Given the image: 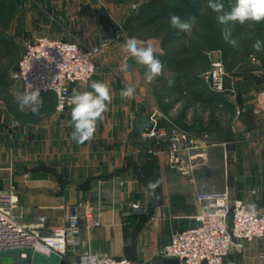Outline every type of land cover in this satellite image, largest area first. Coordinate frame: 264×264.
I'll return each mask as SVG.
<instances>
[{"label":"crops","instance_id":"0c3cea01","mask_svg":"<svg viewBox=\"0 0 264 264\" xmlns=\"http://www.w3.org/2000/svg\"><path fill=\"white\" fill-rule=\"evenodd\" d=\"M37 1L32 19L39 30L53 36L55 8H44L53 3ZM128 39L122 29L120 45L107 54L90 82L72 86L83 92L92 90V81L104 82L113 97L93 138L82 144L72 139V106L58 111L54 92L41 95L54 109L34 122L18 119L6 103V92L0 89V189L18 192L19 220L29 224L45 216L49 232L65 225L69 208L81 203L92 208L98 221L90 225L83 216L79 243L69 247L67 257L46 256L47 261L39 258L41 264H74L85 251L123 256L140 264H183L178 258L164 256L161 249L170 243L175 230L196 225L193 215L198 210V192L227 188L233 197L264 210V108L258 102L261 92L256 93L264 81L245 90L243 84L254 76L247 74L237 80L240 91L221 94L224 104H216L214 110L196 103L179 113L176 109L182 100L165 113L187 125L184 131L191 137L193 149L186 158L201 166L194 173L182 174L168 167V139L155 136L143 147L145 129L162 109L154 80L146 82L145 66L122 50ZM18 62L11 71L9 90L15 98L24 93L21 80L20 92L14 89ZM128 85L135 87L133 99L120 96ZM157 120L158 128L165 129L166 116ZM217 162L226 166L219 187L208 168ZM149 182H158L154 194L147 187ZM134 208L144 212L134 213ZM227 264H264V242H247L242 251L230 254Z\"/></svg>","mask_w":264,"mask_h":264},{"label":"built area","instance_id":"2783aa9c","mask_svg":"<svg viewBox=\"0 0 264 264\" xmlns=\"http://www.w3.org/2000/svg\"><path fill=\"white\" fill-rule=\"evenodd\" d=\"M136 7V6H134ZM121 33V32H120ZM107 45L106 47L104 45ZM109 46L105 40L98 49H87L78 42L37 36L26 43L15 74L23 84V91L39 89L40 95L54 92L56 109L63 112L72 96L76 83L87 85L97 70L96 60ZM225 70L222 62H215L205 73L212 91L224 93ZM264 108V91L258 95ZM145 131L156 135L159 121L154 119ZM189 134L179 127L171 130L168 144V166L182 174H190L192 165L186 158L193 148ZM191 144V145H190ZM198 205L193 215L196 225L175 230L171 241L161 249L164 256L178 258L183 264H227L233 251H242L246 243L255 239L264 242V210L252 215L247 202L235 198L229 189L198 192ZM20 196L14 188L0 189V252L28 248L44 256L67 257L71 245L79 243L81 219L85 216L90 225L98 224L92 208L74 204L69 208L66 224L46 231V217L39 216L29 224L19 220L17 212ZM137 207V205H135ZM26 254H23L25 256ZM74 264H140L127 257L101 256L92 251L82 252Z\"/></svg>","mask_w":264,"mask_h":264},{"label":"trees","instance_id":"16d2710c","mask_svg":"<svg viewBox=\"0 0 264 264\" xmlns=\"http://www.w3.org/2000/svg\"><path fill=\"white\" fill-rule=\"evenodd\" d=\"M141 1L125 16L121 26L129 38L143 41L149 38L162 40L164 52L154 54L164 62V69L163 74L158 77L154 93L164 113H168L182 100L188 101L187 106L199 103L213 110L216 104H224L225 100L220 96L224 93L211 91L201 76L211 63L207 56L208 51H221L228 69L255 54L264 58V51L256 52L252 47L256 40L264 41V21L223 25L217 19L218 14L208 7V0ZM222 3L225 10H229L234 0ZM19 10L20 4L17 0H0V28H8ZM169 13L180 16L182 20L195 16L196 25L191 35L173 28ZM226 29L231 32L230 39L236 40V47L225 41L223 32ZM193 37L198 41H193ZM19 55V46L6 38L0 30V89L6 92V103L18 119L36 122L42 113L49 112L54 107L50 100H46L38 115H34L31 110L20 109L15 96L9 92L12 84L11 71L15 68ZM160 126L159 123L158 127ZM141 132L135 134L140 135Z\"/></svg>","mask_w":264,"mask_h":264},{"label":"rangeland","instance_id":"374dc122","mask_svg":"<svg viewBox=\"0 0 264 264\" xmlns=\"http://www.w3.org/2000/svg\"><path fill=\"white\" fill-rule=\"evenodd\" d=\"M227 1L229 0H220V2ZM18 2L20 4L19 12L8 28L4 29L1 27L0 30L6 38L12 40L19 46L20 53H22L29 40H32L37 36L47 35V33H45L42 29L39 30L38 22L35 18L32 19V17H34L33 12H36L38 8V5L36 4L38 1L18 0ZM50 2L53 4L44 7L45 9H49L48 11L55 8V14L53 16L56 19L54 21L56 30L53 31V36L50 35V37L76 41L82 47L87 49H98L105 40H108V48L103 51L101 56L96 60L98 69L99 65L105 62L107 54L110 53L115 46L120 45L122 19H124V17L134 9V6H138L142 1L126 0L125 2H120L119 0H50ZM28 16L32 20L28 19ZM192 39L193 41H198L195 37ZM136 40L140 46H150L153 48L154 52L157 53L164 52L161 38H149L144 41L138 39ZM207 56L210 58L211 63L208 68L201 73V76H203L206 84L208 85L205 73L213 66V63L222 62L225 70L224 82L226 90L224 93L234 92L233 90L239 92L238 81L245 78L247 74L254 75V78L252 77L248 82H245V86L243 84V88L245 90H250V88H254L255 85L258 86L264 81V58L259 54H255L247 58L243 63H239L232 69H228L227 64L223 61L221 51H208ZM153 85L155 90V87L158 85V77L154 79ZM208 87L206 86V88ZM14 89L18 92L21 90L20 82L17 77H15ZM209 89L211 90L210 87ZM262 91H264V87H262V90H257L256 93H260ZM187 102L188 101L186 100L183 101V104L180 105L176 111L180 113V110H185V108H187ZM159 114L154 119H158L160 116H166L168 119V121H166L167 123H165V129H163L164 132L157 133L154 136L150 134L144 136V139H142L141 142L142 144L143 142L145 143L143 146L145 148H147L151 143V138L157 136L160 140L169 139L173 128L179 127L184 130L187 126L185 124H180V121L175 120V117H172V115H165L163 110H160ZM154 119H150V126L153 124L152 122ZM192 149L193 148H191L190 152ZM190 165H192V170H194L191 171V173H194L198 168H201V166H195L191 163ZM204 167L207 166L203 165L202 168ZM208 168L213 170V178L219 187L221 185L220 182L222 180V174H225L226 166L224 164H218L217 162L214 165L208 166ZM230 168L231 164H229V169ZM210 191H222V189ZM39 257H42V259L44 258L41 254Z\"/></svg>","mask_w":264,"mask_h":264},{"label":"clouds","instance_id":"9594fccd","mask_svg":"<svg viewBox=\"0 0 264 264\" xmlns=\"http://www.w3.org/2000/svg\"><path fill=\"white\" fill-rule=\"evenodd\" d=\"M208 7L217 13L219 23L223 25H240L246 22L260 23L264 21V0H234V4L229 10L220 0H208ZM169 21L173 28L186 35H191L196 25V17L191 16L187 20H182L180 16L169 13ZM230 30L223 32L225 41L233 47L237 46L234 39H230ZM107 46L106 44L104 45ZM256 52L264 51V41L256 40L253 44ZM122 50L128 53L135 61L145 66L146 82L152 83L154 79L163 74L164 62L159 59L150 46H140L135 38L128 39L122 46ZM170 84L172 81L169 82ZM91 91L72 90V96L69 100L71 107V126L74 128L72 139L77 143H84L93 138L98 121L104 118V113L108 111V104L112 102V95L109 86L104 82L92 81ZM135 87L128 85L121 91L120 96L124 99H133ZM17 103L21 109L28 107L34 115H38L40 107L43 105V99L40 90H32L29 84L28 89L16 97ZM158 182H149L148 188L154 194ZM253 191H256L255 189ZM252 215L257 214V206L254 203L248 205Z\"/></svg>","mask_w":264,"mask_h":264},{"label":"water","instance_id":"95a60500","mask_svg":"<svg viewBox=\"0 0 264 264\" xmlns=\"http://www.w3.org/2000/svg\"><path fill=\"white\" fill-rule=\"evenodd\" d=\"M134 213H143L144 209L142 208H134ZM23 254H26L23 256ZM40 253H32L31 249L28 248H17V249H9L0 252V264H41L39 260ZM42 255V254H41ZM44 256V255H43ZM39 257V258H38ZM43 261H47L45 258Z\"/></svg>","mask_w":264,"mask_h":264}]
</instances>
